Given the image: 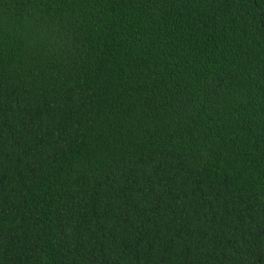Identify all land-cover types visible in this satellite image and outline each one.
I'll use <instances>...</instances> for the list:
<instances>
[{
  "label": "trees",
  "instance_id": "16d2710c",
  "mask_svg": "<svg viewBox=\"0 0 264 264\" xmlns=\"http://www.w3.org/2000/svg\"><path fill=\"white\" fill-rule=\"evenodd\" d=\"M0 264H264V0H0Z\"/></svg>",
  "mask_w": 264,
  "mask_h": 264
}]
</instances>
